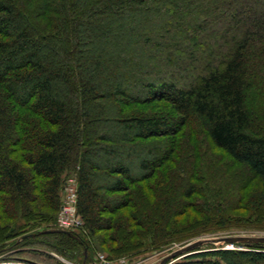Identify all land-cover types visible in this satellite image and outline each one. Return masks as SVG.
<instances>
[{
	"label": "trees",
	"instance_id": "16d2710c",
	"mask_svg": "<svg viewBox=\"0 0 264 264\" xmlns=\"http://www.w3.org/2000/svg\"><path fill=\"white\" fill-rule=\"evenodd\" d=\"M195 126L264 204V0H0V256L18 259L2 264H35L28 245L92 264L82 231L29 223L54 221L71 171L99 243L183 240L199 190L172 168ZM263 244L171 264H264Z\"/></svg>",
	"mask_w": 264,
	"mask_h": 264
},
{
	"label": "rangeland",
	"instance_id": "374dc122",
	"mask_svg": "<svg viewBox=\"0 0 264 264\" xmlns=\"http://www.w3.org/2000/svg\"><path fill=\"white\" fill-rule=\"evenodd\" d=\"M182 140L186 141L187 148L185 151H180V156L176 158L177 164L172 170L176 171L179 163H185V171L182 176L187 181L191 180L197 183L199 190V193L186 207L188 212L174 218V221L177 222L172 227L180 226L181 232L185 234L183 240L179 241L171 237L167 244H156L154 233L150 229L141 237L142 245L133 251L128 245L123 244L121 238L118 241L109 239L107 244L99 243L96 238L89 235L85 221L78 214L76 205L78 181L75 179L74 171L65 177L61 190V206L57 212L52 213L54 221L40 223L34 216L29 223L39 227L49 225V227L57 228H61V224H66L73 230L82 231L84 237L91 244V263L97 262V264H159L173 252L197 241H206L222 236L264 237V204L255 199V195L260 191L259 180L252 178L246 168L235 164L222 151L213 148L199 127L189 128ZM160 179H164V177L162 176ZM66 181L69 182L67 188ZM179 198H182L180 192ZM43 211L49 212L50 209L44 208ZM3 238L0 233V241ZM129 244L134 246L135 243L130 242ZM247 244L204 242L201 246L194 248L193 252L228 247L229 249L246 250L249 248ZM24 250L27 252L23 254V257L33 261L30 263L52 264L51 261L33 258V252H37L42 255L50 253L66 264H81L80 258L66 259L45 245H28L24 247ZM9 253L0 256V264L8 260H18L16 255ZM186 255L188 254L185 253L184 256L174 259L173 262L183 259Z\"/></svg>",
	"mask_w": 264,
	"mask_h": 264
},
{
	"label": "water",
	"instance_id": "95a60500",
	"mask_svg": "<svg viewBox=\"0 0 264 264\" xmlns=\"http://www.w3.org/2000/svg\"><path fill=\"white\" fill-rule=\"evenodd\" d=\"M68 234H73L72 231H66ZM204 242H225L227 244H236V243H264V237H251V236H222L212 238L206 241H197L191 244L186 245L182 249H179L169 256L165 257L159 264H170L174 259L184 256L185 253L191 254L193 253L194 248L201 246ZM229 248V247H228Z\"/></svg>",
	"mask_w": 264,
	"mask_h": 264
},
{
	"label": "built area",
	"instance_id": "2783aa9c",
	"mask_svg": "<svg viewBox=\"0 0 264 264\" xmlns=\"http://www.w3.org/2000/svg\"><path fill=\"white\" fill-rule=\"evenodd\" d=\"M68 183H69L68 181L65 182V184H66V188H67ZM77 201H78V199L76 200V205H77ZM62 208L66 209V208L63 207V206H62ZM62 210H63V209H62ZM67 210H68V209H67ZM60 227H61V229H64V230H70V231L73 230V228H71L69 225H66V224H61ZM92 264H97V262H94V263H92Z\"/></svg>",
	"mask_w": 264,
	"mask_h": 264
}]
</instances>
